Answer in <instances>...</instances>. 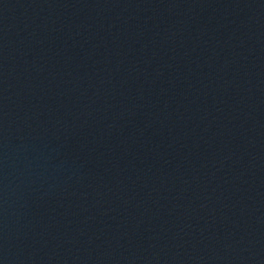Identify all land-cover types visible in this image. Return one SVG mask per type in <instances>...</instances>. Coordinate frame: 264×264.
Here are the masks:
<instances>
[{
  "label": "water",
  "instance_id": "95a60500",
  "mask_svg": "<svg viewBox=\"0 0 264 264\" xmlns=\"http://www.w3.org/2000/svg\"><path fill=\"white\" fill-rule=\"evenodd\" d=\"M0 264H264V0H0Z\"/></svg>",
  "mask_w": 264,
  "mask_h": 264
}]
</instances>
